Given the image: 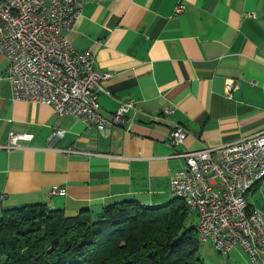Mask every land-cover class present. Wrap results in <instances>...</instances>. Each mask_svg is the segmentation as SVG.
<instances>
[{
	"label": "crops",
	"instance_id": "0c3cea01",
	"mask_svg": "<svg viewBox=\"0 0 264 264\" xmlns=\"http://www.w3.org/2000/svg\"><path fill=\"white\" fill-rule=\"evenodd\" d=\"M83 1L67 35L94 53L95 69L114 73L100 95L102 113L111 117L126 102L134 108L101 130L50 105L14 100L0 53V215L38 202L68 215L128 199L163 205L174 198L171 178L185 164L176 151L264 130V0ZM179 5L185 9L177 14ZM229 80L236 86L230 92ZM167 108L173 112L165 115ZM174 124L188 130L175 149ZM11 131L28 137L8 149ZM54 187L66 194L51 196ZM256 190L248 202L259 199L253 206L264 217V190ZM226 257V264H252L240 246Z\"/></svg>",
	"mask_w": 264,
	"mask_h": 264
},
{
	"label": "built area",
	"instance_id": "2783aa9c",
	"mask_svg": "<svg viewBox=\"0 0 264 264\" xmlns=\"http://www.w3.org/2000/svg\"><path fill=\"white\" fill-rule=\"evenodd\" d=\"M83 8V0H0V53L8 62L7 79L14 100L50 105L58 115L70 114L103 130L123 123L134 103H121L111 117L102 113L100 95L108 93L105 83L114 73L95 69L94 53L76 48L67 35ZM184 9L179 5L175 12ZM235 87L233 80L227 82L229 92ZM172 112L167 108L164 114ZM60 133L54 131L53 137ZM187 136L184 125L174 124L170 146L175 149ZM27 137L11 131L6 148H16ZM174 157L183 158L185 164L171 178V192L195 196L194 214L205 243L211 242L223 256L240 246L252 264H264V217L253 206L262 225L251 229L253 217H242L238 200L244 181L264 169V130L226 145L176 151ZM189 174H196V184H189ZM57 194L64 195L66 190L52 188L50 195ZM4 198L0 195V201Z\"/></svg>",
	"mask_w": 264,
	"mask_h": 264
},
{
	"label": "trees",
	"instance_id": "16d2710c",
	"mask_svg": "<svg viewBox=\"0 0 264 264\" xmlns=\"http://www.w3.org/2000/svg\"><path fill=\"white\" fill-rule=\"evenodd\" d=\"M189 216L176 196L159 206L128 199L75 215L41 202L4 208L0 264H206Z\"/></svg>",
	"mask_w": 264,
	"mask_h": 264
},
{
	"label": "bare ground",
	"instance_id": "6f19581e",
	"mask_svg": "<svg viewBox=\"0 0 264 264\" xmlns=\"http://www.w3.org/2000/svg\"><path fill=\"white\" fill-rule=\"evenodd\" d=\"M264 181V169L261 170V173L256 178H247L244 181L243 187H240L238 192V200L241 205V215L245 218H252L250 220L251 229H258V225H262V217L254 216V208L249 205L248 195L252 188L260 182ZM197 176L196 174H189V184H196ZM173 195L179 198H182L187 206L189 207L190 215L194 214V209L196 207V198L189 192H173ZM197 230L201 242H205L203 238V229L200 224H197Z\"/></svg>",
	"mask_w": 264,
	"mask_h": 264
},
{
	"label": "rangeland",
	"instance_id": "374dc122",
	"mask_svg": "<svg viewBox=\"0 0 264 264\" xmlns=\"http://www.w3.org/2000/svg\"><path fill=\"white\" fill-rule=\"evenodd\" d=\"M263 190H264V181L262 182L260 186L257 187V190L253 194H260ZM249 200L253 205L260 202V200L256 199V197L254 198L250 197ZM188 223L196 225L198 223L197 214L189 216ZM200 252L202 256L204 257L206 264H226L227 257L218 253L217 250L213 247V244H211V242L207 243L206 245L201 244Z\"/></svg>",
	"mask_w": 264,
	"mask_h": 264
}]
</instances>
